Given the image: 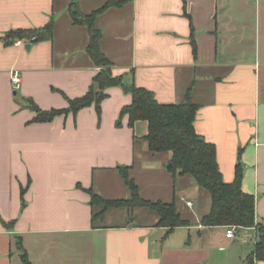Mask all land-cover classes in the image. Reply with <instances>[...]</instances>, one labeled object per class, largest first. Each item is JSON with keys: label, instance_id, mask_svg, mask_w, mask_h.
<instances>
[{"label": "crops", "instance_id": "crops-1", "mask_svg": "<svg viewBox=\"0 0 264 264\" xmlns=\"http://www.w3.org/2000/svg\"><path fill=\"white\" fill-rule=\"evenodd\" d=\"M118 1L95 20L113 75L152 92L160 104L181 102L193 84L195 131L215 145L225 183L240 163L255 222H264V0ZM75 2L87 15L107 0ZM69 4L0 0V264H22L21 248L31 264H248L255 229L235 227L228 239L227 227L200 224L208 193L188 175L168 172L170 153L148 150L146 121L130 127L120 117L131 104L121 87L106 90L99 116L92 105L30 122L28 99L43 111L67 109L100 70L86 52L88 29L73 24ZM50 23L49 40L2 41L9 31ZM117 167H129L143 199L174 200L190 225L168 231L156 226L154 213L134 208L128 223L113 224L126 213L110 209L92 228L85 189L104 199L129 197Z\"/></svg>", "mask_w": 264, "mask_h": 264}, {"label": "trees", "instance_id": "trees-1", "mask_svg": "<svg viewBox=\"0 0 264 264\" xmlns=\"http://www.w3.org/2000/svg\"><path fill=\"white\" fill-rule=\"evenodd\" d=\"M123 1L107 0L105 5L91 13L82 14L75 0H70L69 14L73 24L85 25L89 33L87 54L95 66L100 70L93 78L87 93L76 99H68L67 109H51L43 111L32 100L28 99L27 108L35 113L31 123H48L55 117L72 113L76 115L81 109L94 105L98 116L100 115V103L107 97L106 90L110 87H121L124 92L131 95V104L121 110L120 117H128L130 127L136 121H146L148 125L147 135L144 137L148 150L151 153H170L172 175H188L195 184L208 193L210 207L200 217V224L204 227L234 226L241 228H254L256 242L252 255L248 258V264L254 261L264 262V222H255V200L253 195L242 190L243 168L240 163L235 166L234 180L225 183L219 171L216 160V147L206 142L197 134L194 121L198 105L192 100L191 84L185 91L183 100L176 104H160L156 101L152 92L137 87L134 84L126 85L121 77L114 76L112 64L101 52V33L95 27L97 16L110 7H118ZM52 36V24L39 30H12L2 38L5 46L13 45L16 41L26 40L37 43L49 40ZM191 43L194 47L193 40ZM120 119L117 126H120ZM117 171L129 191L126 199H104L93 191L85 189L90 195L92 209L91 226L96 228V222L101 221L105 212L110 209L132 210L144 208L154 213L158 219L156 226L172 231L179 227H187L190 222L184 219L177 209L176 202L150 201L143 199L139 194L136 183L129 176V167H117ZM24 194V189L21 191ZM22 264H31L24 249L21 248Z\"/></svg>", "mask_w": 264, "mask_h": 264}, {"label": "built area", "instance_id": "built-area-1", "mask_svg": "<svg viewBox=\"0 0 264 264\" xmlns=\"http://www.w3.org/2000/svg\"><path fill=\"white\" fill-rule=\"evenodd\" d=\"M21 43H22V41L16 42V44H18V45L21 44ZM11 82H12V84H13V86L15 88H18V86L20 84V76H19L18 72H16V71L12 72V74H11ZM186 205L190 206L191 203L190 202H186ZM225 236L228 239L234 238V236H235V227L234 226H228L227 229H226V232H225Z\"/></svg>", "mask_w": 264, "mask_h": 264}, {"label": "rangeland", "instance_id": "rangeland-1", "mask_svg": "<svg viewBox=\"0 0 264 264\" xmlns=\"http://www.w3.org/2000/svg\"><path fill=\"white\" fill-rule=\"evenodd\" d=\"M198 208V206H197ZM197 209H193V211H195ZM120 211H125L126 213V216L125 217H121V218H116L114 220V222H112L113 224H125V223H128L130 222V219H131V211H128V210H120Z\"/></svg>", "mask_w": 264, "mask_h": 264}, {"label": "water", "instance_id": "water-1", "mask_svg": "<svg viewBox=\"0 0 264 264\" xmlns=\"http://www.w3.org/2000/svg\"><path fill=\"white\" fill-rule=\"evenodd\" d=\"M25 48L28 50L30 48V45L26 44ZM14 94H15V92H14ZM170 168H171V163H168L167 166H166V169H170Z\"/></svg>", "mask_w": 264, "mask_h": 264}]
</instances>
